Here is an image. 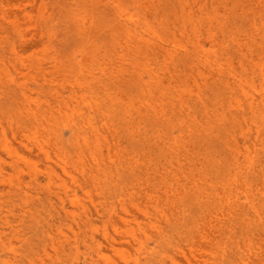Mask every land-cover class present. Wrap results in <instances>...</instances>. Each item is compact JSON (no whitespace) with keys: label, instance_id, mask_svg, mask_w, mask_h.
I'll return each mask as SVG.
<instances>
[{"label":"bare ground","instance_id":"6f19581e","mask_svg":"<svg viewBox=\"0 0 264 264\" xmlns=\"http://www.w3.org/2000/svg\"><path fill=\"white\" fill-rule=\"evenodd\" d=\"M82 1L27 0L31 7H38L36 18H48L50 26L24 39L32 43L25 48H32L38 62L59 63L61 57L78 62L80 55L117 63L121 121L130 141L142 145L143 151L126 153L127 183L115 195L118 210L98 208L92 200L90 205L83 203L78 192L86 191L90 176L83 175L82 167L70 170V154L55 157L35 142L44 159L55 161L71 183L67 185L59 176L61 183L53 190L54 171L48 170V195H42L48 201L47 217L32 219V240L14 233L13 221L4 218L10 231L0 227V252L16 260L21 256L13 243L16 240L44 257L71 247L77 253L70 264H116L103 246L126 264L264 263L259 253L250 254L248 248V236L264 232V20L251 30H240L229 21L264 18V0H131L130 5L98 0L102 6L87 14L75 9ZM6 6L10 3L0 0V18H18L17 14L34 18L20 4H11L10 14ZM52 18L106 20L102 26L93 22L86 26L76 19L58 31L52 29ZM6 27L13 31L15 24L9 21ZM5 33L0 28V52L7 50L18 57L20 50L14 45L2 46ZM88 78L92 87L87 95H79L72 85L60 86L56 77L44 78L40 90L53 97L60 111L70 112L75 159L96 161V151L100 153L108 142L115 110L104 102L108 89L104 71L89 72ZM79 100L84 110L72 107ZM135 119L138 125H133ZM50 134L61 144V136L57 138L53 129ZM11 146L0 141L8 163L18 157ZM156 149L165 152L160 160L141 161L146 150ZM32 178L39 189L34 165ZM9 186L10 193L18 185L9 181ZM36 195L42 205L44 199ZM178 195L184 201L181 207L174 201ZM189 208L197 215L186 212ZM5 210L11 215L16 211L12 205ZM18 212L22 218L29 213ZM94 217L106 220L98 226ZM187 223L193 226L196 239L191 233L185 245L170 246L169 231ZM145 224L153 231L148 233ZM225 233L222 244L218 238ZM152 237L155 245L149 247L146 240ZM163 245L173 247L174 253L156 250ZM80 246L85 252L79 256ZM124 247H136V253ZM8 260L0 255V263Z\"/></svg>","mask_w":264,"mask_h":264},{"label":"rangeland","instance_id":"374dc122","mask_svg":"<svg viewBox=\"0 0 264 264\" xmlns=\"http://www.w3.org/2000/svg\"><path fill=\"white\" fill-rule=\"evenodd\" d=\"M5 1V2H4ZM54 2L55 0H48ZM104 2L105 0H101ZM131 0H121L123 4H129ZM7 2L10 6H6L8 14L12 13L13 7L11 4H20V8H25L27 12H30L34 18H24L23 14H17L18 18H0V28L5 33L6 39L3 43V47L8 49V46L14 45L18 48V57L13 56L7 50L0 52V141L4 140L10 143L12 148L16 151L18 157L13 158L11 163L5 162L10 159L6 153L0 147V209L4 212L0 213V227H5L6 232L10 230L4 225V218L13 221L12 224L15 226V232L19 235H25L32 240V219H43L47 217L48 210L47 200L45 196L48 195L46 191V185L48 182L47 175L45 174L48 170L52 169V185L53 190L57 189V186L61 183L58 178H64L67 185H70V181L62 174L60 168L55 161L47 162L41 153L35 148L34 143H39L43 146L50 154L57 155L61 152L70 154V170L78 171L76 168H83V175L90 176L88 186L85 192H78L81 201L87 205H90L92 200L98 208H118L116 203L115 195L120 192L122 186L127 183V164L125 162L126 153L129 150L141 152L140 144H134L130 141L129 134L125 132V125L122 124V107L119 89L117 88L115 78L121 71V68L117 63L111 62L109 59L100 60L98 62L92 61L88 57L76 56L77 60L82 61L75 62L69 57L59 58L60 62H48L44 59L37 61L39 56H32V48H25L26 45H31L30 42H24V39H29L32 33L37 30L47 29L48 18H36L38 7L34 8L29 5L27 0H3L5 5ZM76 10L84 13L95 11L97 8L102 6L98 0H83L78 3ZM133 7V6H132ZM132 7H130L132 9ZM133 11V10H132ZM52 29L58 30L63 25H72L75 23L85 24L89 26L92 22L95 25L102 26L106 18H52ZM94 19V20H93ZM264 18H230V22L237 25L240 30H251L254 23L260 24ZM9 21L14 22L15 29L12 31L6 27V23ZM78 21V22H77ZM19 32V33H16ZM242 33V32H241ZM103 70L106 74V82L108 84L107 95L104 96V102L108 108H112L114 116L111 117L112 127L108 134V142L101 146L100 153L96 151V161L89 157L83 158V160H76L73 154V141L71 139L72 132L68 123L69 111H65V108L58 109L57 104L54 102L53 97H50L45 92L40 90L42 84H45L44 78L51 79L56 77L60 82V86L72 85L79 95H87L91 91L92 82L88 78L89 72H97ZM60 71V72H59ZM110 78V81H109ZM62 88V87H60ZM86 97V96H84ZM81 100L75 103L72 107L76 109H83V104H79ZM71 107V108H72ZM70 108V109H71ZM82 113V111H81ZM80 117V116H79ZM76 118V116H75ZM82 118L80 117V120ZM98 125L101 126L100 120L95 118ZM107 122V121H106ZM51 123V124H50ZM50 124V125H49ZM79 124V123H78ZM139 119L133 121V125H138ZM51 127V128H49ZM141 128V126L139 127ZM50 129H53L56 133L57 138L61 136V144L57 143V139L50 134ZM49 137L51 141L49 140ZM53 144H55L53 146ZM59 145V148L56 146ZM199 148L197 151L199 152ZM145 156H141V161L145 159L151 161V157L160 160L161 155L164 151L160 150H146ZM134 156L129 155V159ZM56 157V156H55ZM54 158V157H53ZM155 162V161H154ZM32 165H34L38 171V177L40 179V188L35 186V182L32 178ZM97 165L100 167L97 169ZM56 173V175H55ZM79 173V172H78ZM79 179H83L82 176L78 175ZM59 178V179H60ZM143 178H146L143 174ZM9 181L12 185H18L17 190L9 191ZM63 181V182H64ZM163 185V184H162ZM174 188H177V184H173ZM129 188V186H127ZM39 194L42 201L40 205L37 200ZM46 194L45 196H42ZM174 200L176 207H181L184 204L183 200ZM181 198V196H180ZM125 204L129 205L128 196L125 197ZM12 205L15 213L11 215L6 212V206ZM37 206V207H36ZM27 210L29 213L25 214L22 218L19 210ZM165 210L171 209L165 207ZM34 213L33 216L31 213ZM186 212H191L190 208ZM175 218L177 211H174ZM197 214H195L196 216ZM23 220V221H21ZM94 223L98 226L103 224V220L93 218ZM15 221V222H14ZM108 224V229L111 231V226ZM163 226V224L161 225ZM177 228H173L168 233V238L172 241L170 246L173 244L185 245L186 237L191 233L193 234V226L189 223L186 226L177 225ZM144 229L150 233L153 229L149 224L144 225ZM64 232L67 235H71L70 232L65 228ZM112 232V231H111ZM13 233V234H14ZM100 232H98L99 235ZM17 235V234H16ZM194 236V234L192 235ZM188 238V237H187ZM227 234L220 235L218 239H222V244L225 242ZM248 248L250 254L259 253L262 257L258 259H264V232L257 231L254 236H248ZM196 239V236L193 237ZM15 243L18 253L21 255L16 260L13 256L8 254L6 251L0 252L3 259H10L0 264H70V261L74 258L77 253L71 247L66 249L58 250L57 253H50V257H44L41 254L37 256L32 252V248L29 249L26 245H20L16 240ZM149 247H154V238L146 240ZM165 245L156 248L159 252H170L174 253L173 247ZM32 247V246H31ZM131 254H135L134 250L136 247H124ZM104 251L107 255L112 256L116 264H126L120 261L115 255L106 247L103 246ZM85 252V248L80 246L79 256ZM33 259V262H32ZM257 259V258H256ZM264 262V261H261ZM140 264H145L141 262ZM157 264V263H156ZM166 264H170L167 262ZM264 264V263H262Z\"/></svg>","mask_w":264,"mask_h":264}]
</instances>
